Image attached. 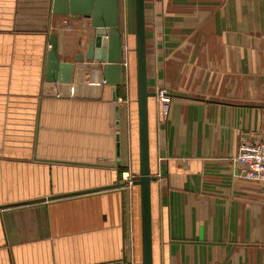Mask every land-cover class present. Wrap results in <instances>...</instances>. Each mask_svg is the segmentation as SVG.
Returning <instances> with one entry per match:
<instances>
[{"label": "crops", "instance_id": "obj_1", "mask_svg": "<svg viewBox=\"0 0 264 264\" xmlns=\"http://www.w3.org/2000/svg\"><path fill=\"white\" fill-rule=\"evenodd\" d=\"M51 6L0 0V264H141L139 188L112 187L138 179L134 0L115 101L98 62L45 81L50 34L62 62L94 36ZM144 27L147 91L170 100L147 101L152 264H264V184L231 161L264 141V0H144Z\"/></svg>", "mask_w": 264, "mask_h": 264}, {"label": "water", "instance_id": "obj_2", "mask_svg": "<svg viewBox=\"0 0 264 264\" xmlns=\"http://www.w3.org/2000/svg\"><path fill=\"white\" fill-rule=\"evenodd\" d=\"M51 13L55 16L81 17L89 21L94 36L88 41L83 54H77L72 62H62L58 54V37L49 35V50L46 55L45 81L69 84L72 81L74 64L98 62L102 64L101 80L115 90L121 83L123 44L120 33L119 0H52ZM136 90L139 142L138 179L133 183L140 191L141 264H152L150 184L153 180L149 169L147 101L154 97L147 91L145 59L144 0H134ZM115 126L119 128V112L115 108ZM119 139L118 134L116 136ZM119 145V144H118ZM117 166L120 152L117 147ZM112 187H123L118 182Z\"/></svg>", "mask_w": 264, "mask_h": 264}, {"label": "built area", "instance_id": "obj_3", "mask_svg": "<svg viewBox=\"0 0 264 264\" xmlns=\"http://www.w3.org/2000/svg\"><path fill=\"white\" fill-rule=\"evenodd\" d=\"M122 65L126 67V63ZM154 97L158 101L160 115L166 117L170 104L166 91L159 90L155 92ZM231 161L232 165L238 168L239 174L247 181L264 184V141L259 140L257 135H250L248 140L242 141L236 156ZM134 182L135 178L129 172L121 173L120 183L123 184L121 188L129 191L134 186ZM100 264H135V262L132 259L122 258Z\"/></svg>", "mask_w": 264, "mask_h": 264}, {"label": "rangeland", "instance_id": "obj_4", "mask_svg": "<svg viewBox=\"0 0 264 264\" xmlns=\"http://www.w3.org/2000/svg\"><path fill=\"white\" fill-rule=\"evenodd\" d=\"M130 2H131V0H130ZM127 9H128L127 0H121V20H122V28L124 29V31L126 30V19L128 17ZM157 103H158V101H157ZM131 176L134 177V175H132V174H131Z\"/></svg>", "mask_w": 264, "mask_h": 264}, {"label": "trees", "instance_id": "obj_5", "mask_svg": "<svg viewBox=\"0 0 264 264\" xmlns=\"http://www.w3.org/2000/svg\"><path fill=\"white\" fill-rule=\"evenodd\" d=\"M119 17H120V25H119V29L120 32L122 31V20H121V0H119Z\"/></svg>", "mask_w": 264, "mask_h": 264}]
</instances>
